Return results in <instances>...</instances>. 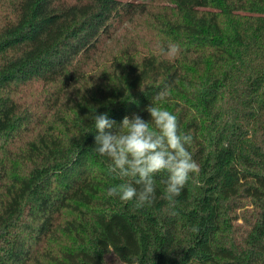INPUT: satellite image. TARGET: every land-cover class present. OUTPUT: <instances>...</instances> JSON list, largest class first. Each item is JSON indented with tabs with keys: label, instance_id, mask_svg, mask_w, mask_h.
<instances>
[{
	"label": "trees",
	"instance_id": "16d2710c",
	"mask_svg": "<svg viewBox=\"0 0 264 264\" xmlns=\"http://www.w3.org/2000/svg\"><path fill=\"white\" fill-rule=\"evenodd\" d=\"M150 103L200 168L172 209L95 151ZM0 264H264V0H0Z\"/></svg>",
	"mask_w": 264,
	"mask_h": 264
},
{
	"label": "clouds",
	"instance_id": "9594fccd",
	"mask_svg": "<svg viewBox=\"0 0 264 264\" xmlns=\"http://www.w3.org/2000/svg\"><path fill=\"white\" fill-rule=\"evenodd\" d=\"M160 52L175 57L179 46L171 44ZM167 95V90L160 91L154 100H164ZM145 111L151 117L149 121L134 113L131 117L125 116L119 125L107 113L92 117L96 130L95 151L110 160L109 174L126 181L110 187L107 195L123 202L134 201L137 208L150 206L155 200V177L167 173L163 198L172 209L192 175L200 171L186 147L192 137L180 132L177 117L168 110L150 103ZM150 122L154 127H150ZM170 214L176 213L170 211Z\"/></svg>",
	"mask_w": 264,
	"mask_h": 264
}]
</instances>
